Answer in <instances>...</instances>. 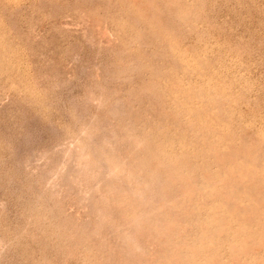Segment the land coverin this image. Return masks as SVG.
<instances>
[{
	"label": "rangeland",
	"instance_id": "1",
	"mask_svg": "<svg viewBox=\"0 0 264 264\" xmlns=\"http://www.w3.org/2000/svg\"><path fill=\"white\" fill-rule=\"evenodd\" d=\"M0 264H264V0H0Z\"/></svg>",
	"mask_w": 264,
	"mask_h": 264
},
{
	"label": "bare ground",
	"instance_id": "2",
	"mask_svg": "<svg viewBox=\"0 0 264 264\" xmlns=\"http://www.w3.org/2000/svg\"><path fill=\"white\" fill-rule=\"evenodd\" d=\"M142 82H143V81H142ZM123 138H124V137H123ZM124 140H125V139H124ZM118 141H119V140H118ZM118 141H117V142H118ZM139 141L141 142V140H139ZM139 144H141V143H139ZM142 146H143V145H142ZM94 147H95V146H94ZM141 149H142V148H141ZM143 149H144V148H143ZM140 151H141V150H140ZM141 153H142V152H141ZM83 156H84V155H83ZM85 156H86V155H85ZM81 157H82V156H81ZM84 158H85V157H84ZM131 158H132V157H131ZM80 162H81V161H80ZM123 162H124V161H123ZM94 163H95V162H94ZM81 164H83V163H81ZM123 164H124V163H123ZM83 166H84V165H83ZM95 166H96V165H95ZM108 166H109V165H108ZM108 166H107V167H108ZM84 167H86V166H84ZM127 167H128V166H127ZM86 168H88V167H86ZM86 168H85V169H86ZM89 168H90V167H89ZM92 169H93V168H92ZM97 170H99V169H97ZM83 171H84V170H83ZM92 171H93V170H92ZM86 172H87V171H86ZM86 172H84V173H86ZM93 172L95 173V171H93ZM98 173H99V172H98ZM109 173H110V172H109ZM92 175H93V173H91V176H92ZM95 175H97V173H96ZM93 176H94V175H93ZM93 176H92V177H93ZM133 176H134V175H133ZM133 176H132V177H133ZM92 177H91V178H92ZM95 177H96V176H95ZM132 177H131V178H132ZM93 178H94V177H93ZM96 178H97V177H96ZM99 178H101V177H99ZM97 179H98V178H97ZM92 180H93V179H92ZM99 180H100V179H99ZM139 182H140V181H139ZM148 183H149V182H148ZM99 184H100V183H99ZM101 184H102V183H101ZM103 184H104V183H103ZM103 184H102V185H103ZM120 184H121V182H120ZM109 185H110V184H109ZM125 185H127V184H125ZM94 187H95V186H94ZM110 187H111V186H110ZM121 187L123 188V186H121ZM90 189H92V188H90ZM95 189H96V187H95ZM122 190H123V189H122ZM128 190H129V189H128ZM106 191H107V190H106ZM93 192H94V191H93ZM125 192H126V191H125ZM99 193H101V192H99ZM103 194H104V193H103ZM105 194H106V192H105ZM106 195H107V194H106ZM103 196H104V195H103ZM137 196H138V195H137ZM98 197H99V196H98ZM99 198H100V197H99ZM106 198H107V197H106ZM107 199H108V198H107ZM98 200H99V199H98ZM173 200H174V199H173ZM175 200H176V199H175ZM176 201H177V200H176ZM122 202H123V201H122ZM108 204H109V203H108ZM95 205H96V203H95ZM101 220H102V219H101ZM172 224H173V223H172ZM129 226H130V225H129ZM129 228H130V227H129ZM161 247H162V246H161ZM140 255H141V254H140Z\"/></svg>",
	"mask_w": 264,
	"mask_h": 264
}]
</instances>
